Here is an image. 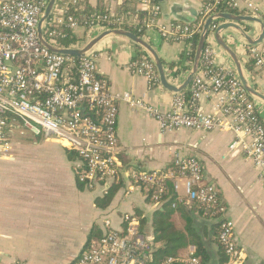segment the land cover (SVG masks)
Returning <instances> with one entry per match:
<instances>
[{
    "label": "built area",
    "instance_id": "2783aa9c",
    "mask_svg": "<svg viewBox=\"0 0 264 264\" xmlns=\"http://www.w3.org/2000/svg\"><path fill=\"white\" fill-rule=\"evenodd\" d=\"M226 0H210L203 5L202 31L208 19L223 14ZM242 0H232L231 7L239 9ZM50 0H0V161L12 147V131L28 132L34 137L53 140L77 158V182L89 190L108 186L127 175L120 160L118 146V117L121 104L142 111L153 118L163 132L177 130L230 131L233 141L229 152L242 154L259 170L264 180V125L254 99L231 69L216 65L215 31L210 27L198 74L191 82L190 95H178L170 112H161L153 105L136 98L132 93H113L98 69L95 52L83 57L50 51L39 38V26ZM139 5L151 15L147 31L156 29L172 42L189 46L199 27L189 24L157 27L162 14L161 5L154 0H139ZM79 0H58L51 17L43 24V37L53 48L81 51L100 34L124 30L125 21L117 14H93L76 17ZM221 8V9H220ZM247 8L256 15L257 8ZM98 32L89 42L78 41V36ZM77 41L61 47L58 39L69 36ZM202 33V32H201ZM250 50L256 68L264 73V43ZM130 70L147 79L154 88L161 84L155 63L144 59L133 61ZM212 92L219 96L214 114L205 113L197 106L202 96ZM134 185L150 194L156 206L165 202L170 192L180 189L185 181L186 203L198 204L220 224L219 243L227 257L225 264H240L242 253L235 240L233 222L217 187L205 183L199 159L178 160L173 168L163 171L128 172ZM176 203L172 204L175 208ZM118 227L112 218H105V233L91 241L72 264H149L154 242L141 233V221L136 214L120 217ZM201 264L192 253L187 258H168L163 264ZM0 264H7L2 260Z\"/></svg>",
    "mask_w": 264,
    "mask_h": 264
},
{
    "label": "crops",
    "instance_id": "0c3cea01",
    "mask_svg": "<svg viewBox=\"0 0 264 264\" xmlns=\"http://www.w3.org/2000/svg\"><path fill=\"white\" fill-rule=\"evenodd\" d=\"M203 1L159 0L162 16L156 28L194 23L201 16ZM88 3L93 9L103 6L118 14L124 0H88ZM248 3L257 8L256 15L247 8ZM239 5L233 15L253 16L264 23V0H242ZM134 8L145 9L143 5ZM241 27L253 39L261 34V26L256 22H242ZM220 36L239 59L249 86L264 96V73L259 68L253 72L247 69L251 58L246 40L233 28ZM143 39L157 51L163 63H178L187 50L185 44L163 38L156 29L148 30ZM214 39L217 67L231 69L238 75L235 62ZM139 47L125 37L106 38L94 50L99 72L113 93L129 92L161 112H170L175 97L188 95L191 84L181 93L171 92L162 84L152 88L145 77L129 68L137 58ZM164 68L169 85L175 88L185 85L190 71L172 77L168 67L164 65ZM253 99L264 122V101ZM218 101V95L207 92L197 106L212 115ZM117 132L120 160L127 175L94 190L79 186L75 156L56 142L34 136L28 137L34 143L20 142L24 141L22 138L26 141V137H21L26 134H12L10 153L0 161V251L5 263L72 264L91 241L105 233V218H112L118 227L120 217L130 213L145 218L141 233L152 242L156 239L154 222L157 220L172 226L175 232L172 231L171 237L184 236L186 247L181 245L175 258H187L194 253L193 242L197 240L209 251L211 264H217L218 221L186 203L184 180L179 181L178 193L169 192L165 202L156 207L148 199L147 191L134 185L128 177L131 170H170L178 160L195 157L203 166L205 183L217 187L227 207L243 257L240 264H264V180L250 160L229 152L233 141L230 131L163 132L149 115L121 104ZM112 186H118V190L110 205L99 208L97 199L104 198ZM172 197H175L172 202L177 204L175 208L170 202Z\"/></svg>",
    "mask_w": 264,
    "mask_h": 264
},
{
    "label": "trees",
    "instance_id": "16d2710c",
    "mask_svg": "<svg viewBox=\"0 0 264 264\" xmlns=\"http://www.w3.org/2000/svg\"><path fill=\"white\" fill-rule=\"evenodd\" d=\"M154 1L160 3L159 0H154ZM208 2H210V0L203 1L204 4H207ZM225 3L226 4L222 7V9L220 8L223 12L229 14L237 13V10L231 7L232 0H226ZM139 4H140L139 0H124V3L120 6V11L117 15L122 17L125 21V24L123 26L124 30L132 32L137 37L143 38L145 33L147 32V22L150 20L151 15L149 12L146 11H136V8L134 7H136ZM109 12L110 11L105 9L103 6H99L96 9H93L89 5L88 0H79V6L77 7L76 12L74 11L73 14H75L76 17L83 18L84 16H90L93 14L106 15ZM202 24H203V20L201 16L197 21L189 24L191 26H195V27L201 26V27L195 37V40L189 46H187V50L181 56L180 61L178 63H170V64L163 63V65L168 67L172 77H176L181 73H188L189 71H191V67L195 59L196 49L202 32ZM75 41H77V39L74 36L72 37L70 33L69 36L58 39L57 44L61 47H69L70 44L74 43ZM248 48L251 49L253 47L249 46ZM144 59L152 60L149 58L148 54L142 48L139 47V53L134 61H141ZM185 63H189V64L185 65ZM254 68H256L255 60L251 58L247 66V69L253 72ZM188 95H190V91L188 92ZM73 156L75 155L73 154ZM75 159L77 160L76 156ZM79 186L81 188L85 187L82 184H79ZM171 187L172 186L169 184L170 192H172ZM117 188L118 186H112L107 191V194L104 196V198L97 199L96 201L97 206L99 208L106 209L110 205L113 197L115 196L118 190ZM168 196L169 193L167 194L165 199H167ZM148 199H150L149 193H148ZM171 199L170 202L174 201L175 197L174 198L172 197ZM193 208H197V210L206 213L208 217L216 219L211 214L210 210H207L206 208L198 204H193ZM165 215L169 216V214L168 215L165 214ZM140 221H141L140 227L143 228L144 225L146 224V220L145 218H140ZM216 226L218 227V232L216 235V244L218 245L219 248L218 251L219 261L217 264H225L227 262V257L218 239L219 230H220L219 222ZM154 228H155L156 239L152 250V259L149 261V264H163L168 258L177 256L179 254L178 249H180L181 245L185 246L183 243L186 241L184 236L171 237V234L175 231L172 229V226L169 225V223H165V222L161 223L159 220H157L154 222ZM193 243H194L193 245L195 246L194 257L198 258L201 264H211V255L209 254V251L205 248L204 244L198 242L197 240ZM174 264H181V263H174Z\"/></svg>",
    "mask_w": 264,
    "mask_h": 264
},
{
    "label": "water",
    "instance_id": "95a60500",
    "mask_svg": "<svg viewBox=\"0 0 264 264\" xmlns=\"http://www.w3.org/2000/svg\"><path fill=\"white\" fill-rule=\"evenodd\" d=\"M58 3V0H50L49 6L43 16V18L41 19L40 22V26H39V38L41 43L46 46L50 51L52 52H56L59 54H64V55H74L77 57H83L86 56L87 54L93 52L95 50V48L106 38L110 37V36H121V37H125L128 38L129 40L133 41L134 43L138 44L140 47H142L148 54L149 58L152 59V61L155 63L159 77H160V82L161 84L169 91L174 92V93H181L183 92L192 82V80L194 79V77L198 74L199 72V68L201 65V60H202V55H203V51L206 45V41H207V37L210 33V27L213 24H217L220 21H225L222 25L218 26V28L215 31V37L219 43V45L229 53V55L231 56V58L233 59V61L236 64V68H237V72L239 75V79L243 85V87L246 89V91L248 92V94L252 97V98H258L262 101H264V96L261 95L260 93L256 92L251 86H249L248 82L246 81L244 75H243V71H242V67L240 64L239 59L237 58V56L233 53V51L229 48V46L224 42V40L221 38V34L223 33V31L229 29V28H233L236 29L242 36L243 38L246 40L247 44L250 47H258L260 45H262L264 43V23L253 16H235L233 14H228V13H223V14H219L217 16H213L210 19L207 20V22L205 23V26L203 28V31L201 33L199 42H198V46L196 49V54H195V59H194V63H193V67L188 75L187 81L185 83V85L182 88H175L171 85H169V83L167 82L166 79V74H165V68L163 65V62L161 60V58L159 57L157 51L149 44L147 43L143 38L137 37L135 34H133L132 32L126 31V30H111V31H106L102 34H100L99 36H97L96 38H94L89 44H87V46L81 50V51H69V50H62V49H58V48H53L52 46H50L46 40L43 37V30H42V26L43 24L51 17V14L53 12V9L55 8L56 4ZM242 22H256L258 24H260L261 26V34L257 39H253L251 38L245 31L244 29H242L241 27V23Z\"/></svg>",
    "mask_w": 264,
    "mask_h": 264
},
{
    "label": "rangeland",
    "instance_id": "374dc122",
    "mask_svg": "<svg viewBox=\"0 0 264 264\" xmlns=\"http://www.w3.org/2000/svg\"><path fill=\"white\" fill-rule=\"evenodd\" d=\"M98 35V32H92V33H87V34H84V35H81V36H78V41H81V42H89V39L92 38V37H96ZM16 132H19V133H22V134H26L25 136H21V137H26V141H25V138H22L21 140H24V141H20V142H33L34 139L32 140H29L28 137L29 136H32L30 135L28 132H25V131H20V130H13L12 131V134H15ZM32 138V137H31ZM39 138H42V137H39ZM70 155L73 156V154L71 152H68ZM172 255V254H171Z\"/></svg>",
    "mask_w": 264,
    "mask_h": 264
}]
</instances>
